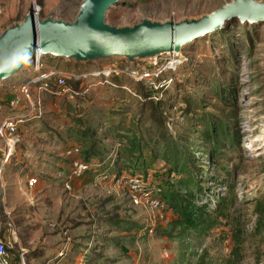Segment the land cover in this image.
<instances>
[{
  "label": "rangeland",
  "instance_id": "obj_1",
  "mask_svg": "<svg viewBox=\"0 0 264 264\" xmlns=\"http://www.w3.org/2000/svg\"><path fill=\"white\" fill-rule=\"evenodd\" d=\"M82 1L0 0V34L32 6L42 18L70 22ZM234 1L119 0L106 23L197 19ZM171 56L156 66L137 60L133 67L118 59L76 64L35 57L68 74L109 65L166 69L142 82L114 76L116 88L95 85L78 108L32 87L42 116L19 126L21 142L0 174V218L7 223L8 214L14 222L26 264H264V217L255 210L264 205V23L231 19ZM33 70L30 65L0 82V122L11 113L1 94L19 96ZM211 126L225 133L216 135V143ZM82 128L94 129L101 166L93 162L72 179L62 140L81 139L82 153ZM134 138L141 151L113 163ZM2 150L0 140V166ZM31 177L37 179L32 187ZM170 193L194 194L213 225L185 229L163 200ZM222 198L232 199L229 212L211 213ZM155 201L159 205L152 207Z\"/></svg>",
  "mask_w": 264,
  "mask_h": 264
},
{
  "label": "water",
  "instance_id": "obj_2",
  "mask_svg": "<svg viewBox=\"0 0 264 264\" xmlns=\"http://www.w3.org/2000/svg\"><path fill=\"white\" fill-rule=\"evenodd\" d=\"M119 0H83L75 18L63 21L42 18L31 7L25 18L0 34V82L11 80L40 58L62 59L76 64L102 60L156 61L180 56L192 42L222 30L237 19L250 25L264 23V2L236 0L197 19L157 22L144 19L131 26L106 23V13Z\"/></svg>",
  "mask_w": 264,
  "mask_h": 264
},
{
  "label": "built area",
  "instance_id": "obj_3",
  "mask_svg": "<svg viewBox=\"0 0 264 264\" xmlns=\"http://www.w3.org/2000/svg\"><path fill=\"white\" fill-rule=\"evenodd\" d=\"M171 58H173L171 56ZM33 72L36 75L25 81L19 87V96H13L8 101V106L11 113L8 114L0 122V140L3 144L2 159L0 166V174L3 166L13 158L17 145L21 142V132L19 126L31 118H39L42 116V105L40 99L36 101L31 100V89L34 86L39 92H45L58 98H63L72 103L75 107H81L83 102L87 99L91 88L95 85L104 86L106 88H116L117 85L113 82L114 76L125 75L131 77L136 82L151 80L158 77L162 71L166 69L165 66L154 70H146L144 68H130L118 69L113 65L106 67H96L93 71L77 72L68 74L62 70L48 68L42 63L34 61L32 63ZM169 66V64H168ZM92 77H98L97 84L87 83L86 81ZM72 81V84L69 82ZM78 85V89L74 87ZM124 90L125 87H121ZM37 92V93H39ZM39 95V94H37ZM39 98V96H37ZM25 105L21 107L22 102ZM27 109L25 113L23 110ZM80 150L78 148L71 149L66 153L71 163V178H81L89 169L90 165L78 158ZM73 157V158H72ZM37 179L31 177L27 184L32 187L36 184ZM152 207L159 205L158 201L150 202ZM9 222L3 223L0 218V264H26V250L22 247L17 228L8 214ZM67 236L66 232L64 233ZM69 241L68 236L66 237ZM60 257L63 252H59ZM78 264H82L80 261Z\"/></svg>",
  "mask_w": 264,
  "mask_h": 264
},
{
  "label": "trees",
  "instance_id": "obj_4",
  "mask_svg": "<svg viewBox=\"0 0 264 264\" xmlns=\"http://www.w3.org/2000/svg\"><path fill=\"white\" fill-rule=\"evenodd\" d=\"M213 132V141L216 143V135H222L225 134L223 130H220L219 126H211L210 127ZM82 138L83 140L87 142L84 143V150L79 155V159H82L89 165L91 163L99 164L98 167L101 166L100 157L103 155L102 151L99 149V143H97V137L94 135V129L86 128L82 130ZM118 134V132H116ZM128 136V135H124ZM130 138V137H129ZM121 147V145H120ZM141 144L139 143L136 138L129 139V142L124 146H122V152L118 154V157L114 158L113 163H116V165L122 164L124 158L131 159L133 153L141 151ZM83 149V148H82ZM101 155V156H100ZM100 156V157H99ZM189 159V157H188ZM125 164V163H123ZM194 194L190 193L188 196H182L178 193H170V194H164L163 200L166 202L165 204L168 205L179 217V223L185 228V229H196L198 227L201 228V226L211 227L212 220L211 215L204 211V207H199L194 204ZM233 206L232 199H224L222 198L219 202L216 208L211 212L215 215H221L225 212H229L231 207ZM255 210L258 214H260V218L262 219V214L264 217V205L263 203H257L255 206Z\"/></svg>",
  "mask_w": 264,
  "mask_h": 264
},
{
  "label": "crops",
  "instance_id": "obj_5",
  "mask_svg": "<svg viewBox=\"0 0 264 264\" xmlns=\"http://www.w3.org/2000/svg\"><path fill=\"white\" fill-rule=\"evenodd\" d=\"M2 96V101H5L6 100V102L7 101H9L13 96H12V94L10 93H5V92H3L2 94H1ZM85 128H82L81 129V131L80 132H82V130H84ZM83 139V138H82ZM62 142H64V146L66 147V150H65V152H63L62 154H61V156H62V158H64L65 160H69V158L66 156V153L68 152V151H70L71 149H74V148H78L79 150H80V154H81V147H80V144H78L79 142L81 143L82 141H81V139L79 140V142L78 141H68V140H62ZM78 144V145H77ZM79 157V156H78ZM73 158V157H72ZM63 159V160H64Z\"/></svg>",
  "mask_w": 264,
  "mask_h": 264
}]
</instances>
